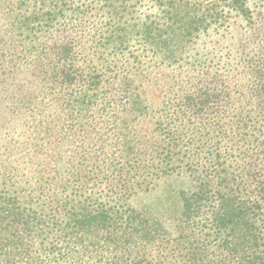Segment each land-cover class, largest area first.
<instances>
[{"label": "trees", "instance_id": "trees-1", "mask_svg": "<svg viewBox=\"0 0 264 264\" xmlns=\"http://www.w3.org/2000/svg\"><path fill=\"white\" fill-rule=\"evenodd\" d=\"M226 1L247 14L244 0ZM176 2L167 0L164 24L137 26L125 19V0H15L10 29L32 54L26 56L32 74L26 86L13 88L8 113L15 120L1 131L12 149L0 152V264H264V98L200 89L177 106L152 110L149 145L128 132L152 113L140 90L149 67L130 68L126 57L134 36L170 66L202 25L183 22ZM91 3L106 18L93 34L84 21ZM69 29L81 35L78 41ZM248 61L244 77L260 98L264 54ZM106 76L123 87L121 98L101 103L107 134L73 152L64 141L46 152L55 101L85 119ZM28 123L29 133L16 139ZM27 153L33 154L27 165L16 158ZM171 178L185 180L167 192L173 211L154 212L153 195L160 183L169 189Z\"/></svg>", "mask_w": 264, "mask_h": 264}, {"label": "rangeland", "instance_id": "rangeland-1", "mask_svg": "<svg viewBox=\"0 0 264 264\" xmlns=\"http://www.w3.org/2000/svg\"><path fill=\"white\" fill-rule=\"evenodd\" d=\"M125 1L128 13L125 19L130 24L138 26L150 22L155 24L167 22V0ZM244 2L247 14L242 15L240 11L232 10L226 0H177L176 3L184 10L180 13V17H185L183 22L202 21V25L194 32L193 38L191 41L189 40L190 43L186 48L183 47L181 52L183 59L176 65L160 64L151 52L147 53L144 50L138 38L134 36L130 43L131 53L126 54V57H129V61L133 64L130 68L137 67V70L142 71L149 67L141 72L144 74V86L140 90L144 91L143 99L150 106L152 112L148 117L139 118L128 125V132L136 134V137L141 141V147L149 145L147 140L155 139L153 121H151V116L154 115L152 110L162 109L165 103L168 106H177L180 104L181 98L187 94H199L200 89L215 88L218 91L224 89L234 96H238V92H242L243 95L239 99L246 98L250 102H252V95L256 102L264 98V96L258 98L257 93L253 92L255 86L252 81L247 79V75L246 78L244 77L249 58L264 54V0H244ZM90 5V11L84 21L90 23L86 32L90 31V34H93L95 28L103 27L106 18L105 14L99 10L100 4L91 3ZM13 7H16L15 0H0V55L3 54L6 58L5 61L0 62V92L5 93L3 96L0 95V113L5 109L7 111L6 120L2 119L4 116H0V152L3 149H12V145L8 144L10 138L3 135L1 131L11 127L15 120V116L8 113L12 108L8 101L13 88L26 86L30 74L26 56L29 60L31 57L28 55H32L25 52L26 46L22 42H18L17 31L12 32L10 29L12 17L10 10L12 12ZM208 8L213 10H208ZM20 13L23 11L20 10ZM16 14L18 15L17 7ZM5 28L12 33L6 34ZM58 30L62 31L60 28ZM70 30H68V33H71L70 37L78 41L81 35L72 33ZM60 32L58 34H61ZM134 55L139 56L136 61L132 58ZM20 60L21 62H19ZM34 65L39 66L37 63L33 65L29 63L30 69L32 66L34 68ZM33 68L32 70H34ZM26 76L27 78H25ZM213 76H219L221 80L214 82L212 81ZM104 81L102 91H100L101 95L85 119H74L61 105V101H55L54 109L58 113H56L57 118H53L56 127L52 137H48L47 143L43 145L46 152L49 150L50 154L61 144V141H64L73 152L76 148H82L84 144L87 145L86 143L94 144L95 139L101 133L107 134L106 129H102L107 115H105L106 111L101 103L112 97L121 98L123 87L113 77L108 79L106 76ZM30 124H27L26 129L25 127L22 130L18 129L15 132V138H22L26 132L28 134ZM110 133L112 132H108V134ZM58 142L59 144H57ZM32 155V153H27L26 158H20V155H17L16 158L27 165L30 161L29 158L33 157ZM28 166L33 165L29 164ZM46 166L49 170L51 169L48 164ZM184 181L182 178L169 179V183H166L170 185L169 189L160 183L161 191L153 195L156 196L152 200L154 212H158L161 207L164 209L163 211H167V209L173 211L169 202L170 193L167 192L172 190L170 188H179L184 185ZM139 200L137 203L143 199L139 198Z\"/></svg>", "mask_w": 264, "mask_h": 264}]
</instances>
